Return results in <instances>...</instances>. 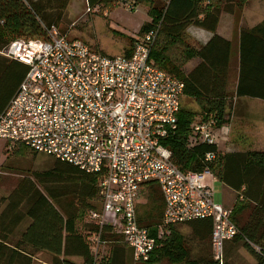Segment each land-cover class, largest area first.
<instances>
[{
  "label": "trees",
  "instance_id": "trees-1",
  "mask_svg": "<svg viewBox=\"0 0 264 264\" xmlns=\"http://www.w3.org/2000/svg\"><path fill=\"white\" fill-rule=\"evenodd\" d=\"M132 1L134 5L148 8L150 21L141 25L139 36L157 30L150 52L155 66L184 84L183 94L195 100L200 118L213 117L218 127L227 124L230 42L216 34V27L221 11L233 13L247 0ZM69 2L0 0V50L13 39H45V30L50 28L64 34ZM113 2L115 0H86L90 9L97 5L109 6ZM189 26L213 35L206 45L195 49L182 38ZM134 41L124 55H130ZM194 58L200 62L185 72L184 66ZM26 72L24 64L0 55V113ZM235 93L237 97L264 101V21L241 31ZM194 117L195 114L180 108L176 133L164 142L170 151V159L182 171L202 172L208 168L218 181L236 194L231 217L238 236L232 241L241 243L256 264H264V149L221 153L215 145L187 148L186 137ZM11 150L22 156L31 154L34 158L37 155L22 145ZM207 153L215 154V158L204 164L203 157ZM8 158L0 167H5ZM51 161L52 167L48 171L33 172L30 176L33 179L23 178L6 198H2L6 204L0 212V264H33L37 253L47 254L48 264H78L72 261L74 258L81 260L79 264L93 263L87 238L89 233L98 232L99 227L84 222V219L89 211L100 209L97 177L68 163L53 158ZM142 187V201L136 206L137 222L155 236L163 225V198L156 183L148 182ZM25 222L24 231L12 239V233ZM79 223L81 227H78ZM188 223L193 240L198 245L206 244L209 249L211 220L198 219ZM167 229L169 234L162 237L144 264L162 261L217 264L211 250L199 249L196 251L198 256L193 258L178 228ZM100 234L103 246L107 247L106 264H133L131 251L121 236L112 233L108 227H103Z\"/></svg>",
  "mask_w": 264,
  "mask_h": 264
},
{
  "label": "built area",
  "instance_id": "built-area-1",
  "mask_svg": "<svg viewBox=\"0 0 264 264\" xmlns=\"http://www.w3.org/2000/svg\"><path fill=\"white\" fill-rule=\"evenodd\" d=\"M45 39H13L0 55L24 64L27 72L0 113V141L68 163L97 177L100 209L84 222L99 227L87 243L92 264H106L100 230L123 238L134 262L146 263L167 228L198 219L212 223V259L224 263V245L238 236L232 209L214 199L202 172L182 171L164 142L175 135L184 84L150 59L157 31L134 41L129 56H107L55 28ZM227 124L213 117L193 120L186 146H218ZM207 153L204 164L214 160ZM154 182L163 198L162 226L155 236L137 222L142 186ZM255 250L257 247L252 246Z\"/></svg>",
  "mask_w": 264,
  "mask_h": 264
},
{
  "label": "rangeland",
  "instance_id": "rangeland-1",
  "mask_svg": "<svg viewBox=\"0 0 264 264\" xmlns=\"http://www.w3.org/2000/svg\"><path fill=\"white\" fill-rule=\"evenodd\" d=\"M247 6L251 11L253 10L252 7L264 9V0H252ZM147 10L148 8L144 5H134L132 0H127L126 2L115 0V2L109 6L97 5L91 9L88 8L86 0H70L67 7L68 23L64 25L63 32L68 38L79 39L94 50L102 52L107 56H121L125 54L126 50L130 49L128 46L133 44V40L140 37L138 31L141 25L150 21L147 16ZM237 11L240 12L241 9ZM239 12L237 13L238 16L240 15ZM186 30L182 34L184 41L191 42L190 37L196 38L198 42L202 40L200 31L197 29L190 28L187 31ZM188 31L189 34L187 33ZM11 41L12 40L8 43ZM196 62L197 58L191 60L184 66V71L188 72L192 70L197 65ZM234 78L232 72L228 74L227 90L229 97H232L233 94V86L235 83ZM248 102L255 106L254 114L260 115L264 113L263 109L258 107L260 106L261 108H264V103L254 99H248ZM232 106L233 102H229L228 100L227 113H230ZM180 107L195 114L193 120L200 118V116L197 115L199 109L194 99L183 96L180 100ZM260 110L261 112H259ZM253 121H256V118H253ZM250 124L252 123L246 122L244 125H241L242 128H238L235 127L233 122L230 124L229 121L226 126L228 129L227 138L223 142H218L220 152H236L237 148H235V146H238L237 150L264 149L263 129L260 125L254 124L253 126H250ZM236 126H239V124ZM5 146L4 142L0 141V165L7 157H9L5 163V167H0V212L6 204V201H2V198H6L23 178L33 179L30 177L33 172L48 171L52 167L51 158L46 155L37 154L34 158L31 154L22 156L17 154L14 150L9 152ZM212 189L215 193V201L222 203L225 206L232 204L231 202L235 195L216 178H214V181L212 182ZM141 201L142 198L139 203ZM81 225L82 224L79 223L78 227H81ZM178 230L185 237L187 246L190 249V254L193 258L198 256L196 251L199 249L210 250V248H207L206 244L198 245V243L193 240L188 227L178 228ZM18 234L19 232L17 233V231L12 233L11 238H18ZM104 249L105 251L107 250L106 245L104 246ZM225 251V264H256L254 257L242 246L241 243L231 244L229 245L228 250ZM37 254L39 255V253ZM37 254L35 256H37ZM39 260H43L44 262L48 261L41 256H39ZM72 261L78 264L81 263V260L76 258L72 259ZM132 263L140 264L134 261H132ZM45 264H48V262ZM160 264L169 263L162 261Z\"/></svg>",
  "mask_w": 264,
  "mask_h": 264
},
{
  "label": "crops",
  "instance_id": "crops-1",
  "mask_svg": "<svg viewBox=\"0 0 264 264\" xmlns=\"http://www.w3.org/2000/svg\"><path fill=\"white\" fill-rule=\"evenodd\" d=\"M251 2H252V0H247V2L241 8L240 12L237 11L238 9H235V11L233 13H225V12L221 11L219 13V21H218L217 28H216V34L218 36H220L221 38H223V39H225V40L230 42V53H229V64H228V72L229 73L228 74H230L232 72L233 76L235 77L234 78L235 83H234V86H233V94H232V97L230 96L229 99H228L229 102L230 101L233 102V106H232V109H231L230 113L229 112H228L229 114L227 113L228 122L230 121V124H231V122H233L235 124V127H238V128H242L241 125H244L246 122H251L252 124H250V126H253L254 124L260 125L261 128L264 131V120H263L264 119V113L260 114V115L254 114L253 112L255 110L254 109L255 106L252 103L248 102V99H254V98L237 97L235 95L236 94L235 93V89H236V85H237V81H238L239 44H240L241 31L242 30H249L251 28H254L255 26L259 25L261 22L264 21V9L263 8H258V7L257 8L256 7H252V9H253L252 10L253 12H252L250 9H248V6H247L248 3H251ZM238 12L240 13L239 16L237 15ZM190 28H195L198 31H200V35L202 37V40L200 42H198V40L196 38H194V37H190L191 38V42L187 41V43L189 45H191L192 47H194L195 49H199L200 47H203L204 45H206L207 42L211 39V37L213 35L212 33L208 32L206 30H203L201 28L195 27V26H189L187 28V30L190 29ZM187 33L189 34V31ZM217 61H219V60H217ZM199 62L200 61L197 58L196 64H198ZM254 100H258L259 102L264 103V101H262L260 99H254ZM258 107L260 109H263V112H264V108H261L260 106H258ZM259 112H261V110ZM253 118H256V121H253ZM248 119H249V121H248ZM237 124H239V126H236ZM217 148H218V150L220 149L219 146H217ZM235 148L238 149V146H235ZM237 149H236V151H240L241 150V149L240 150H237ZM241 151H243V150H241ZM214 178H210V177L207 178V183L210 186H212V182L214 181ZM227 189H229V188H227ZM233 194L235 196H234L233 201L231 202L232 204H234L235 199H236V194L234 192H233ZM214 199H215V193H214ZM217 203H219V202H217ZM219 204H222V203H219ZM232 204L228 205V206H225L223 204L222 205L224 207H227V208H232V206H233ZM187 224H189V223L176 225V228H184V227H188L189 228V226ZM25 226H26V222H25V224L23 223L22 225H20L17 228V230H16L17 233L18 232L20 233V232L24 231ZM189 229H190V234H191V228H189ZM210 234H211V231H210ZM15 236H16V234H15ZM208 239L209 240L207 242V245L209 246L210 236H209ZM231 244H234V242L233 241H229V242L225 243V245H224V255H225V252H226L225 250H228V247ZM209 248L211 250L210 246H209ZM128 250H130V249L128 248ZM104 252L106 254H108L107 250L106 251L104 250ZM131 254H132V252H131ZM39 256H41L45 260L46 259L48 260V258H49L47 254L39 253V255L37 254V256H35V262H33V264H45L46 262H48V261L44 262L43 260H39ZM140 264H144V263H140Z\"/></svg>",
  "mask_w": 264,
  "mask_h": 264
}]
</instances>
